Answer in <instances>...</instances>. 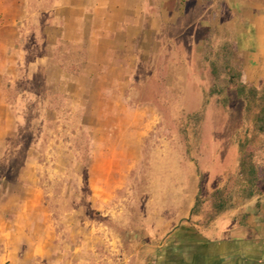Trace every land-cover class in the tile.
<instances>
[{
    "label": "crops",
    "instance_id": "1",
    "mask_svg": "<svg viewBox=\"0 0 264 264\" xmlns=\"http://www.w3.org/2000/svg\"><path fill=\"white\" fill-rule=\"evenodd\" d=\"M182 29H225L246 82L247 73L264 81V0H0V164L31 132L20 166L7 168L12 179L0 176V264H87L88 251L70 250L69 229L57 232L44 201L37 131L46 115L55 125L73 99L83 108L94 97L95 113H118L112 99L120 81L128 85V68L164 58ZM102 142L131 148L122 158L92 154L88 181L100 200L124 187L140 145L133 137ZM171 236L152 259L139 251L138 264H264L263 209L220 238L184 229Z\"/></svg>",
    "mask_w": 264,
    "mask_h": 264
},
{
    "label": "rangeland",
    "instance_id": "2",
    "mask_svg": "<svg viewBox=\"0 0 264 264\" xmlns=\"http://www.w3.org/2000/svg\"><path fill=\"white\" fill-rule=\"evenodd\" d=\"M181 32L178 41L170 44L172 49H164V58L150 63L143 57L140 65L128 68V85L120 81L118 97L112 99L118 113H95L94 97L83 108L78 105L83 99H73L68 113L55 115V125L52 115H46L43 128L37 131L40 144L34 149L47 193L44 201L57 232L69 229L70 250L88 251L87 264H138L139 251L149 250L152 259L177 230L220 238L246 217L264 211L263 189L252 200L237 199L233 209L209 219L211 192L238 184L239 145L245 138L258 142L252 117L245 114L244 103L232 89L220 96L208 94L215 85L209 63L223 45L231 44L224 42L226 30ZM247 78L264 91V81H255L249 73ZM221 79L227 76L223 74ZM223 98L228 100L226 105H222ZM126 107L129 112L122 113ZM250 107L255 113L254 105ZM196 115L199 121L192 118ZM35 116L28 113L26 118L29 121ZM108 137H133L140 145L124 187L100 200L88 181L92 154L106 152L122 158L131 148L105 145L102 141ZM30 139L31 132L25 130L17 156L0 164V176L12 179L7 168L15 171L20 166ZM10 148L12 154L15 146ZM255 161L264 165V150L256 153ZM200 177L202 204L200 212L192 216Z\"/></svg>",
    "mask_w": 264,
    "mask_h": 264
},
{
    "label": "trees",
    "instance_id": "3",
    "mask_svg": "<svg viewBox=\"0 0 264 264\" xmlns=\"http://www.w3.org/2000/svg\"><path fill=\"white\" fill-rule=\"evenodd\" d=\"M210 74L215 80V85L210 89L209 96L222 93L232 89L236 97L245 105V114L252 117V132L257 144L245 138L239 145V158L237 163V186L229 188L223 186L211 192L209 219L213 220L226 211L234 208L235 201H249L258 196L264 189V165H259L255 161L256 153L264 150V91L257 90L246 82L243 68L238 62L236 51L231 44H225L215 55L214 60L209 63ZM225 74L227 79H221ZM219 88V90H218ZM228 100L223 98L222 105H226ZM254 105L255 113H252ZM196 121L199 116L196 115ZM203 181L200 177L197 184V193L191 215L195 216L200 212L203 194Z\"/></svg>",
    "mask_w": 264,
    "mask_h": 264
}]
</instances>
